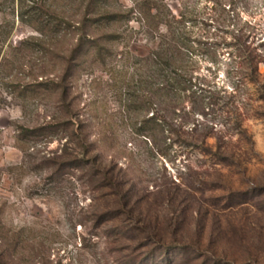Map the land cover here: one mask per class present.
<instances>
[{
    "label": "rangeland",
    "instance_id": "1",
    "mask_svg": "<svg viewBox=\"0 0 264 264\" xmlns=\"http://www.w3.org/2000/svg\"><path fill=\"white\" fill-rule=\"evenodd\" d=\"M148 1L185 18L199 121L232 128L228 149L144 122L165 108L135 99ZM240 37L264 53V0H0V264H264V112L252 86L219 94Z\"/></svg>",
    "mask_w": 264,
    "mask_h": 264
},
{
    "label": "trees",
    "instance_id": "2",
    "mask_svg": "<svg viewBox=\"0 0 264 264\" xmlns=\"http://www.w3.org/2000/svg\"><path fill=\"white\" fill-rule=\"evenodd\" d=\"M11 1L15 2V0ZM44 7L46 6L38 8L35 3L34 8L43 14L45 12ZM162 9L164 8L158 6L155 2L148 1L140 10L143 26L147 29L149 35L153 37L151 31H157L159 35L153 37L158 39L156 47L145 58L140 60L143 72L139 75L138 84L141 94L135 96V99L141 100L140 107L146 112L149 110L148 107L153 104V99L160 101L161 105H165V108L160 110L161 112L154 113L151 117L144 119V122L160 124L164 128V132L167 131L165 127L168 126L171 128L169 131L171 135H176L177 137H180L181 133L198 134L201 132V147L209 150L208 140L214 138L222 143L224 150L228 149L234 139V133H231L230 130L232 128L228 129L222 123H212L210 125L199 121L200 117L204 118L207 115V100H209L208 105L212 103L210 102V97L206 96V89L195 82L194 70L189 65L192 52L188 47L189 38L184 30L185 18L180 15L176 16L169 11L165 13ZM112 21H114L113 16L111 20L109 19V23H112ZM35 23H37L38 27H41L38 30L41 34L45 32L44 29H49L48 23L41 17L38 21L35 20ZM161 27L165 28L164 32L161 31ZM236 39L239 42L234 46L235 52L231 53L233 73L230 81L232 89L230 92L220 90L219 94L224 93L225 98L234 99L238 98V96L240 97L239 90L241 86H252L255 89V100L260 103L254 112L260 114L264 112V73L260 69L261 64L264 63V53L252 42L241 39V37ZM131 77L134 82V73ZM210 94L212 96L214 93L210 92ZM182 95L185 98L183 104L179 101L180 103L178 102L172 107L169 106L170 108L166 105L168 98L175 99ZM186 100L190 101V106L186 105ZM172 101L175 102L176 100ZM234 109L236 108L234 107ZM234 109H229L225 113L228 115L230 113L234 114L238 110ZM168 111L174 116L172 120L166 114ZM178 118L181 122L177 120ZM190 119L193 120V123L187 130ZM218 125L225 128L218 130ZM239 128L242 129L240 122L234 126L233 130ZM219 157L225 161H230L233 158L225 153L219 154ZM111 185L121 198L119 201L120 209L125 211V213H130L128 194L117 185L115 178H111Z\"/></svg>",
    "mask_w": 264,
    "mask_h": 264
}]
</instances>
